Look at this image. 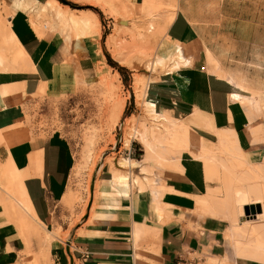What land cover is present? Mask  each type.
Returning <instances> with one entry per match:
<instances>
[{"label": "rangeland", "instance_id": "374dc122", "mask_svg": "<svg viewBox=\"0 0 264 264\" xmlns=\"http://www.w3.org/2000/svg\"><path fill=\"white\" fill-rule=\"evenodd\" d=\"M67 1L75 7L57 0L61 9H68L74 19L96 20L99 24L85 41L86 45L87 41L100 37L102 33L99 16L90 7L102 12L107 32L105 38L102 33V41H105L103 52L105 49L114 62L127 70L128 75L120 74L103 59L105 66H102L101 72L84 76L78 61L88 57L89 50L88 46L85 53L75 50V39H78L80 30L69 23L63 37L59 33L60 25L47 12L41 10L36 13L33 24L41 35L45 31L56 33L71 48L73 70L72 65L70 69L56 67L54 80L43 83L36 94L28 98L30 104L24 108V121L16 120L17 115L9 114L12 98L21 94L12 87L13 90L4 98L0 86V181L10 187L18 200V182L4 158V148L9 150L13 145L30 140L33 135L44 136L55 130L70 141L75 158L67 187L73 200H62L67 207L78 206L85 210L93 196V187L94 197H98L100 184L97 180L94 184V181L102 162L111 165L112 176L122 173L133 190H149L160 195L162 185H158L152 176L149 163L171 167L178 163L181 152L194 143L187 127L163 112L160 114L169 117L172 125L167 124V133L161 135L155 129L153 133L144 107L148 83L161 73L172 72L169 70L171 62L177 61L174 52L177 45L183 47V55L191 63L202 51L207 57L208 73L227 82L233 78L242 87L237 86L229 98L241 104L249 121L255 115H264V0ZM179 3L192 26V38L187 42L174 41L167 35L180 10ZM72 9L88 11L81 13ZM149 13L156 16L152 33L145 25ZM14 14L9 3L0 1V58L3 59H12L16 49H22L16 38L11 36L13 32L9 19ZM5 39L13 40L8 45L3 42ZM2 45L8 49H1ZM168 57L172 58L170 63L165 61L155 68L146 67V61L166 60ZM15 60L16 66L21 67V59L15 57ZM187 66L180 64V68ZM125 78H128V86L124 84ZM25 99L18 97L13 102L22 106ZM125 112L129 113L127 117H124ZM126 140L129 146L125 145ZM197 154L200 156L204 151L199 149ZM124 158L133 161L135 166L129 170L121 169L119 163ZM216 161L213 152L207 164L211 162L216 166ZM239 165L226 168L229 175L223 180V188L211 189L199 203L203 204L207 213H217L229 220L231 227L227 237L237 246L239 259L264 263V164L251 167L242 163ZM135 168H140V172ZM130 171L131 177L126 175ZM136 178L139 179V187L131 183ZM4 197L0 190V215L5 219L1 224L13 225L24 244L15 263L30 264L32 256L43 260L42 255L38 258L32 253L34 240L31 239L47 245V249L40 254H49L51 243L43 242L36 233L41 231L46 235V231L29 216L25 217L24 223H18L8 212ZM154 198L156 200V195ZM245 207L249 208V214L254 209L257 211L258 207L260 212L247 215Z\"/></svg>", "mask_w": 264, "mask_h": 264}, {"label": "crops", "instance_id": "0c3cea01", "mask_svg": "<svg viewBox=\"0 0 264 264\" xmlns=\"http://www.w3.org/2000/svg\"><path fill=\"white\" fill-rule=\"evenodd\" d=\"M179 9L167 35L187 42L192 38V26L181 4ZM9 21L31 66L24 71H0V86L12 85L21 94L12 98L9 114L24 121L28 98L43 83L54 80L56 67L70 69L73 55L56 33L45 31L42 36L24 11H16ZM103 44L102 33L87 41L89 56L78 61L84 76L101 72L103 59L108 64ZM206 68L207 57L201 51L178 74L161 73L147 85L146 96L155 101L156 110L181 122L194 141L171 167L149 163L152 176L162 185L156 200L155 193L133 190L127 182L117 188L111 185V165L102 162L94 181L100 184L98 197H94L93 187L85 210L67 207L62 200H73L67 187L75 158L70 141L60 131L36 134L9 150L4 148L29 214L45 231L58 235L46 259L41 256L42 264L45 260L46 264H264L239 259L237 246L227 237L229 220L207 213L199 203L211 189L223 188L229 175L226 168L239 163L250 167L264 164V115L249 121L241 104L229 98L234 89ZM18 97L27 98L22 106L13 102ZM199 149L204 154L197 156ZM213 152L216 166L207 164ZM126 175L131 177V171ZM4 221L0 215V264H14L24 244L17 229L1 224ZM31 241L32 253L39 258L47 245L34 238Z\"/></svg>", "mask_w": 264, "mask_h": 264}, {"label": "bare ground", "instance_id": "6f19581e", "mask_svg": "<svg viewBox=\"0 0 264 264\" xmlns=\"http://www.w3.org/2000/svg\"><path fill=\"white\" fill-rule=\"evenodd\" d=\"M38 1L37 0H9V4H10L11 8L13 9L14 13L16 11H19V10L24 11L28 16V19L32 23H34V21H35V17H36L37 12H39L41 10L47 12L49 14V16L60 25L59 33L63 37H64V34H66V32H65L66 27L68 26L69 23H71L72 25H74L75 27H77L80 30L79 31L80 33L78 35L79 36L78 39H75L76 40L75 41V50L78 51L79 53H85L87 51V45L85 44V41L90 38V36L92 34L91 32L94 30V28L97 26L99 27L98 22L96 20L91 21V20H76V19H74L71 16V14L68 13V9H66V8L64 10L61 9L62 7H60L57 0H46L45 2H41V3ZM143 2L149 3L150 0H143ZM155 22H156V16L149 13L147 15V19H146V23H145V25L147 26V31L149 33H152V31L155 30ZM75 30H77V29H75ZM11 36L13 38H15L13 33ZM69 36H70V34H69ZM65 37H67V35ZM5 40L3 42H6L9 45L10 40H13V39L6 40V41ZM1 49H3V50L5 49V51H6L8 48L5 47L4 45H2ZM16 51L17 52L15 53V56L12 57V59L0 58V71H5V72L6 71H24V70H27L30 68L29 66H31V65L28 62L29 59H28L27 55L25 54V52L23 51V49H16ZM174 52H175V56H176L177 61L171 62L172 66H171V69L169 71H172V72H169L170 74L171 73L178 74V70L180 69V64H183L184 66L191 64V62L187 58L184 57L183 47L181 45H177ZM15 57L18 59H21V63H22L21 67L16 66ZM171 59L172 58L168 57L166 60L164 58H157V59L153 60L152 62L146 61V67L154 66V68H155L156 66L163 65V62H165V61H166V63H170ZM228 84L233 89H235L237 86L239 88H242V87H240V85H238V83L235 82V80L233 78L229 79ZM11 89H12V85L1 86L2 97L5 98ZM3 107L5 108V105ZM144 107L146 108L147 116L150 119V122L152 123V128H151L152 131L155 129L161 135L164 133H167L168 125H172L171 121L168 119L169 117L162 115V113L160 114V112H158L156 110L155 101L151 98H147V96H146L145 101H144ZM154 132L155 131H153V133ZM125 143H126L125 144L126 146H129L128 140H126ZM119 166L123 170L124 169L129 170L131 167L135 166V163H133V161H131L130 159L124 158L120 161ZM8 167L11 168L10 165ZM5 170H6V168H5ZM18 174H19V172H18ZM15 179L17 182H19L17 177H15ZM125 180H126V177L122 173H115L111 178L112 185L116 188L121 187V186H125V184H126ZM144 180H146V178H144ZM0 183L2 185V186H0V190L5 195L4 199L7 201V206H6V207H8L7 210L9 213L12 214V216L15 218V220L18 221V223L22 224L25 222V217L29 216L30 218H33L29 214V212H28V210H27V208L23 202L24 200L22 199V197H24V196L23 195H22V197L20 196V198L18 200L15 197L16 195L11 193L10 187L6 186V184L4 183L3 180L0 181ZM132 183L135 184L136 187H139V179H137V178L134 179V181ZM140 188H141V186H140ZM156 192H157V190H156ZM155 195H156V197H158L157 193H155ZM41 227H42V229H44L42 225H41ZM137 232H139V231L136 230L135 236L137 235ZM36 233H37L38 238L40 240H43V242L47 241V242L51 243L53 240L57 239V237H58V235L56 233H51V232H47V231H46V235H45V233H42L41 231H38ZM42 256L44 259H46L48 254L42 253ZM32 257H34V258L30 262V264H42L39 261V259H37L35 256H32ZM45 261L48 263L47 260H45ZM46 262H44V264H46ZM14 264H16V263H14Z\"/></svg>", "mask_w": 264, "mask_h": 264}, {"label": "trees", "instance_id": "16d2710c", "mask_svg": "<svg viewBox=\"0 0 264 264\" xmlns=\"http://www.w3.org/2000/svg\"><path fill=\"white\" fill-rule=\"evenodd\" d=\"M60 2H62L63 4L69 5V6L73 7V8L75 7L74 4L68 2L67 0H60ZM90 8H91L93 11H95V13L99 16V19H100V22H101V26H102L103 37L105 38L107 32H106V24H105L104 16H103L102 12H101L99 9H97V8H93V7H90ZM104 55H105V57H106V59H107L108 64H109L111 67L117 69V70L120 72V74H126V75H127V73H128L127 70H126L124 67L119 66L116 62H114V61L110 58L109 54L107 53V51H106L105 49H104ZM123 81H124V84H125L126 86L129 85V84H128V78L123 79ZM128 115H129L128 112H125V113H124V117H127Z\"/></svg>", "mask_w": 264, "mask_h": 264}, {"label": "water", "instance_id": "95a60500", "mask_svg": "<svg viewBox=\"0 0 264 264\" xmlns=\"http://www.w3.org/2000/svg\"><path fill=\"white\" fill-rule=\"evenodd\" d=\"M244 210H245V213H246L247 215H252V216L255 215L256 213H259V212H260V208H259V207H258V210H257V211H255V209L252 210V214H249V213H248V210H249L248 207H245Z\"/></svg>", "mask_w": 264, "mask_h": 264}]
</instances>
